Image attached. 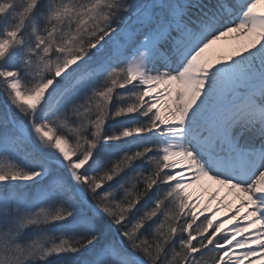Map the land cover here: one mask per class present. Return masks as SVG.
I'll list each match as a JSON object with an SVG mask.
<instances>
[{
	"label": "snow or ice",
	"instance_id": "snow-or-ice-1",
	"mask_svg": "<svg viewBox=\"0 0 264 264\" xmlns=\"http://www.w3.org/2000/svg\"><path fill=\"white\" fill-rule=\"evenodd\" d=\"M262 4L0 0V264H264Z\"/></svg>",
	"mask_w": 264,
	"mask_h": 264
},
{
	"label": "bare ground",
	"instance_id": "bare-ground-1",
	"mask_svg": "<svg viewBox=\"0 0 264 264\" xmlns=\"http://www.w3.org/2000/svg\"><path fill=\"white\" fill-rule=\"evenodd\" d=\"M264 8V4L261 5ZM244 41L237 38L236 34H233L230 37L225 38L224 40L218 42L216 45L209 52L210 58H216L219 56H226L230 55L237 47L243 44ZM219 191V198L212 203V209L215 211L219 205L220 200H223L224 197L227 195V189H223L220 185H216L211 181H204L200 185H196L195 187L189 188V192L193 194V198L196 196H202L203 199L201 200V207H205L208 204L209 199L213 194ZM233 200V197H228V200L225 201V205L230 203ZM235 207V205L233 206ZM211 214V213H207ZM232 213L229 211L227 207L223 210L219 211L217 215V221L219 222L222 219H226L227 216L231 215ZM238 221H233L230 224H225L224 229L227 230L235 226Z\"/></svg>",
	"mask_w": 264,
	"mask_h": 264
},
{
	"label": "rangeland",
	"instance_id": "rangeland-1",
	"mask_svg": "<svg viewBox=\"0 0 264 264\" xmlns=\"http://www.w3.org/2000/svg\"><path fill=\"white\" fill-rule=\"evenodd\" d=\"M205 215L207 216V215H210V214L205 213ZM201 219H204V217H201ZM216 223H218L217 220H216ZM221 234H223V232H222ZM218 238H219V237H218Z\"/></svg>",
	"mask_w": 264,
	"mask_h": 264
}]
</instances>
